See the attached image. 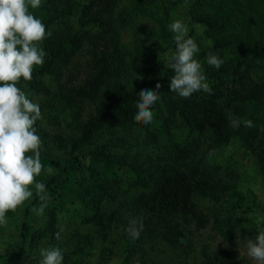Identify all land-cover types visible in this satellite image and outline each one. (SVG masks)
I'll return each mask as SVG.
<instances>
[{
    "label": "trees",
    "instance_id": "16d2710c",
    "mask_svg": "<svg viewBox=\"0 0 264 264\" xmlns=\"http://www.w3.org/2000/svg\"><path fill=\"white\" fill-rule=\"evenodd\" d=\"M29 10L51 32L41 44L45 63L18 84L41 107L34 126L44 169L36 180L46 200L33 184V196L7 213L15 235L0 264H39L40 246L60 247L63 264H105L110 256L156 264L150 244L159 238L176 249L188 238L184 224L200 230L214 220L230 236L241 197L218 180L209 157L237 141L264 183V0H43ZM175 19L199 46L211 95L183 98L169 88ZM209 53L224 59L219 69L205 62ZM145 86L160 92L148 125L133 118ZM199 198L216 207L212 217ZM133 218L143 224L138 239L126 231ZM63 221L68 246L55 236ZM201 248L175 264H246L235 251Z\"/></svg>",
    "mask_w": 264,
    "mask_h": 264
},
{
    "label": "clouds",
    "instance_id": "9594fccd",
    "mask_svg": "<svg viewBox=\"0 0 264 264\" xmlns=\"http://www.w3.org/2000/svg\"><path fill=\"white\" fill-rule=\"evenodd\" d=\"M43 0H0V226L8 223L7 213L33 196L34 184L41 201L46 200V185L37 181L44 169L40 160L41 138L34 126L41 119L40 104L29 98L19 86L21 80H32L33 69L45 63L47 55L42 41L51 35L46 25L29 9L40 7ZM168 30L173 34L174 51L168 56V65L174 75L168 81L172 93L189 98L203 91L212 94L202 63L196 59L200 51L189 27L180 19L172 20ZM205 62L219 69L224 59L209 53ZM161 85L157 83L155 89ZM141 87L134 119L148 125L154 118L152 106L159 101V91ZM240 121L231 120L238 128ZM251 127L252 122H245ZM49 171H51L49 169ZM44 205L39 209L43 211ZM142 221L129 220L126 231L138 239ZM59 239L60 233L55 234ZM246 254L255 264H264V230H260L246 244ZM39 264H63L64 251L58 246L38 249Z\"/></svg>",
    "mask_w": 264,
    "mask_h": 264
},
{
    "label": "rangeland",
    "instance_id": "374dc122",
    "mask_svg": "<svg viewBox=\"0 0 264 264\" xmlns=\"http://www.w3.org/2000/svg\"><path fill=\"white\" fill-rule=\"evenodd\" d=\"M143 24L145 25V22ZM146 25L149 24L146 22ZM49 128L52 129L53 127L50 126ZM66 132L68 133L69 131ZM189 140L191 139L189 138ZM205 148V145H202L201 149L204 150L201 152V156L207 154ZM228 158H230L229 162ZM209 159L212 165L217 168L215 176L218 180L234 184L237 188L236 191L240 194L242 209L236 214L238 223L233 226L234 229L230 236L226 235L223 229L217 230L214 226L215 222H212L214 220H211L206 224L205 228L200 230H195L193 223L184 224L185 231H188L186 234L188 238L178 245L176 249H171L159 238H156L153 244H150L149 254L156 259V264H175L179 260H185L192 250H195L193 254L197 256V253L202 249V245L208 246L211 252L235 251L239 257L244 258L246 264H255L246 254V244L249 238L254 237L260 230H264V183L260 178L254 158L239 142L231 141L220 147L214 155H210ZM197 201L201 210L208 217H212L216 210L213 203L203 198H199ZM7 217L8 223L0 226L2 227L0 228V251L3 245L12 241L15 235L13 231L14 217ZM59 226L61 243L68 246V242H71V239H69L71 237V226L65 221ZM103 238H105L104 242H107L109 238H114V234ZM7 240L8 242L6 243L5 241ZM100 243L97 249H100ZM41 247L43 246L39 248ZM36 255L39 257L38 250ZM23 263L25 264V262ZM105 264H121V262L118 257L110 256Z\"/></svg>",
    "mask_w": 264,
    "mask_h": 264
}]
</instances>
